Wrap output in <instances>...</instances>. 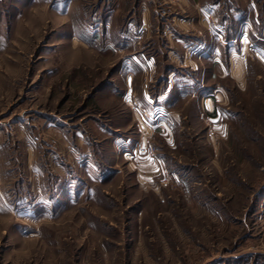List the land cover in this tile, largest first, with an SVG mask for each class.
<instances>
[{
	"label": "rangeland",
	"instance_id": "obj_1",
	"mask_svg": "<svg viewBox=\"0 0 264 264\" xmlns=\"http://www.w3.org/2000/svg\"><path fill=\"white\" fill-rule=\"evenodd\" d=\"M169 49L209 50L176 72L174 140L112 141L115 67ZM0 264H264V0H0Z\"/></svg>",
	"mask_w": 264,
	"mask_h": 264
},
{
	"label": "crops",
	"instance_id": "obj_2",
	"mask_svg": "<svg viewBox=\"0 0 264 264\" xmlns=\"http://www.w3.org/2000/svg\"><path fill=\"white\" fill-rule=\"evenodd\" d=\"M143 14L145 15L146 12ZM142 27H146V24H142L139 28L136 27V30L139 29L140 31ZM221 39H223L222 36ZM223 50L224 46L221 45V52ZM207 51L203 49L198 54H196L197 52H184V55H180L178 53L175 55L172 49H169L168 55L171 52V54L176 56L178 62L174 65L171 63L165 64L160 66L161 68L158 66L159 64L157 63V59L153 55L146 57L136 54L123 58L120 64L114 69L117 84L115 82L113 83V81H108L103 88L104 90H102L104 91L103 93L108 92L110 96L113 94V97H117L120 104L123 105L122 111L118 110L116 114L117 119L120 121L118 125H116V128H111L110 130V128L107 127L112 134V141L115 140L122 145H126L128 148L131 147L130 149L139 143L154 144L157 136H161L165 142L171 143L174 140V127L180 118V110L178 109L181 105L180 101L184 100L180 99V97L187 94V92H177L174 89L173 83L175 79H177V76H175L176 72L179 68H186V70H188L191 74L194 73V71H196V73L202 71L201 76L204 77L205 70L202 67V61L200 62L199 58H208L206 57L208 56ZM211 51H213L209 53L211 54V62L219 63V53L217 48L213 47ZM146 69L149 73V77H153L154 75L160 80L159 85H157L153 90L149 87L152 85L151 81L148 82L146 80ZM185 76L188 78L187 74H185ZM185 76L183 78H185ZM217 90H219L218 87H214L213 91L217 92ZM102 91L100 93H102ZM203 91L204 87H201L199 90L200 97H197L192 93L193 95L190 98H199L200 105L198 108L206 109V111L210 113L209 115L212 116L211 118L217 121L218 116L215 114L216 107L215 102H213L214 97H212V92L210 93L209 90ZM130 98H134L139 101V103L142 104V107L148 111L152 112L154 110H159L161 112L160 117H155L153 120L143 118L137 110H133L131 106H129L131 105L130 102H128ZM196 109L197 107L194 108V111H196ZM123 113L125 114L123 115ZM129 122H131V124L134 123V126H132L131 129L127 128L130 127L128 126ZM122 126H124L123 131L121 133H117ZM134 163L136 164L138 175L142 174V172H156V168H158L157 160H152V158L147 156H137L133 160V164Z\"/></svg>",
	"mask_w": 264,
	"mask_h": 264
},
{
	"label": "built area",
	"instance_id": "obj_3",
	"mask_svg": "<svg viewBox=\"0 0 264 264\" xmlns=\"http://www.w3.org/2000/svg\"><path fill=\"white\" fill-rule=\"evenodd\" d=\"M134 104L137 106L136 103H134ZM144 114L146 115L145 112H144ZM138 152H140L141 154L152 155L153 154V148L149 145L146 147H139Z\"/></svg>",
	"mask_w": 264,
	"mask_h": 264
}]
</instances>
